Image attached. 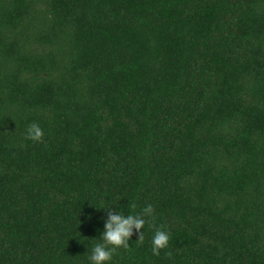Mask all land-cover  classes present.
Returning <instances> with one entry per match:
<instances>
[{"label": "trees", "instance_id": "trees-1", "mask_svg": "<svg viewBox=\"0 0 264 264\" xmlns=\"http://www.w3.org/2000/svg\"><path fill=\"white\" fill-rule=\"evenodd\" d=\"M149 204L109 264H264V0H0V264Z\"/></svg>", "mask_w": 264, "mask_h": 264}, {"label": "clouds", "instance_id": "clouds-1", "mask_svg": "<svg viewBox=\"0 0 264 264\" xmlns=\"http://www.w3.org/2000/svg\"><path fill=\"white\" fill-rule=\"evenodd\" d=\"M43 137L44 132L38 124L32 123L28 126L26 139L42 142ZM130 207L134 210L136 204L131 203ZM154 211L155 209L151 204L147 205L139 214L125 215L115 210H108L105 230L101 234L102 241L98 240L99 243L94 245L89 257L91 264H109L117 249L130 247L129 241L134 234L138 236V243H142L144 240L142 230L145 224L149 222L146 217H152ZM162 229L163 226L157 229L152 239V253L156 256H159L161 250L168 247L170 241V234Z\"/></svg>", "mask_w": 264, "mask_h": 264}]
</instances>
